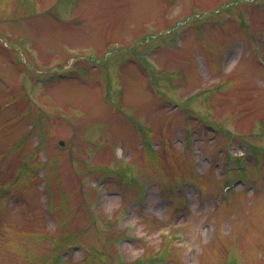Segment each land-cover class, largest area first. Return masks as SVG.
<instances>
[{
	"label": "rangeland",
	"instance_id": "374dc122",
	"mask_svg": "<svg viewBox=\"0 0 264 264\" xmlns=\"http://www.w3.org/2000/svg\"><path fill=\"white\" fill-rule=\"evenodd\" d=\"M0 264H264V0H0Z\"/></svg>",
	"mask_w": 264,
	"mask_h": 264
}]
</instances>
